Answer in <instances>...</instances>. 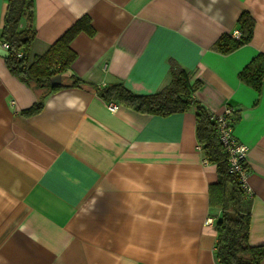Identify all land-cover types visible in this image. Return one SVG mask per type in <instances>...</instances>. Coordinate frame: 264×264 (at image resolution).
Wrapping results in <instances>:
<instances>
[{
  "label": "crops",
  "instance_id": "obj_1",
  "mask_svg": "<svg viewBox=\"0 0 264 264\" xmlns=\"http://www.w3.org/2000/svg\"><path fill=\"white\" fill-rule=\"evenodd\" d=\"M6 7L0 0V32ZM242 11L255 20L251 40L217 52ZM82 15L93 34L71 40L76 56L56 91L13 75L0 38V264H218L221 209L209 204L217 174L198 147L194 113L110 110L91 87L155 93L172 62L200 81L192 96L210 114L230 107L236 116L248 241L264 246V85L258 93L238 77L264 53V0H34L30 60ZM72 76L83 84L71 86Z\"/></svg>",
  "mask_w": 264,
  "mask_h": 264
},
{
  "label": "trees",
  "instance_id": "obj_2",
  "mask_svg": "<svg viewBox=\"0 0 264 264\" xmlns=\"http://www.w3.org/2000/svg\"><path fill=\"white\" fill-rule=\"evenodd\" d=\"M34 0H7L0 32L2 42L8 45L5 57L9 71L26 84H33L49 91L64 85H51L50 78L62 74L74 60L76 53L70 47L71 40L80 32L93 34L90 17L82 15L72 23L48 49L30 60V48L35 39L31 24ZM22 19L27 20L19 28ZM255 20L248 11L237 17L238 38L221 34L213 44L214 50L226 54L248 43L253 35ZM170 81L158 92L135 94L121 83L103 87L92 85V89L105 103L124 104L142 113L167 115L174 112L192 111L195 116L196 140L207 161L216 168L217 180L209 186V204L221 209L214 224L216 242L214 252L218 264H260L264 259V246L251 245L248 241L250 227L249 200L238 181L236 172L230 170L227 154L219 140L217 121L202 104L192 96L200 87V81H189L188 72L174 62L170 66ZM239 80L261 92L264 85V53H258L238 74ZM71 86L83 82L72 76ZM41 108L35 103L24 113L30 114ZM232 115L235 117L234 113ZM246 167V164H243ZM247 168V167H246Z\"/></svg>",
  "mask_w": 264,
  "mask_h": 264
},
{
  "label": "built area",
  "instance_id": "obj_3",
  "mask_svg": "<svg viewBox=\"0 0 264 264\" xmlns=\"http://www.w3.org/2000/svg\"><path fill=\"white\" fill-rule=\"evenodd\" d=\"M233 36L238 38L240 36V32H234ZM2 45L5 48L8 47V45L4 42ZM108 104L110 110H114L116 108L115 103L110 102ZM215 117L217 121L218 137L227 154L230 170L237 173L240 186L246 194H249L250 188L246 181L248 172L247 168L243 166L245 163L246 146L240 143L233 135L232 130L235 117L232 115V109L230 107H226L221 113L215 114ZM198 147L200 146L198 145Z\"/></svg>",
  "mask_w": 264,
  "mask_h": 264
},
{
  "label": "water",
  "instance_id": "obj_4",
  "mask_svg": "<svg viewBox=\"0 0 264 264\" xmlns=\"http://www.w3.org/2000/svg\"><path fill=\"white\" fill-rule=\"evenodd\" d=\"M61 82V76L60 74H56L50 78L51 85H57Z\"/></svg>",
  "mask_w": 264,
  "mask_h": 264
},
{
  "label": "rangeland",
  "instance_id": "obj_5",
  "mask_svg": "<svg viewBox=\"0 0 264 264\" xmlns=\"http://www.w3.org/2000/svg\"><path fill=\"white\" fill-rule=\"evenodd\" d=\"M65 79V78H64Z\"/></svg>",
  "mask_w": 264,
  "mask_h": 264
}]
</instances>
